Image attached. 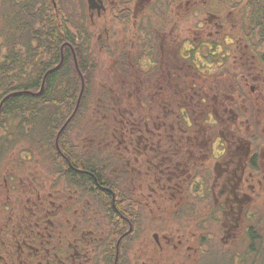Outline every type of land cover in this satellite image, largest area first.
I'll return each mask as SVG.
<instances>
[{"label":"flooded vegetation","instance_id":"obj_1","mask_svg":"<svg viewBox=\"0 0 264 264\" xmlns=\"http://www.w3.org/2000/svg\"><path fill=\"white\" fill-rule=\"evenodd\" d=\"M77 3L112 83L0 136V264H264L261 31L252 52L228 0Z\"/></svg>","mask_w":264,"mask_h":264},{"label":"trees","instance_id":"obj_2","mask_svg":"<svg viewBox=\"0 0 264 264\" xmlns=\"http://www.w3.org/2000/svg\"><path fill=\"white\" fill-rule=\"evenodd\" d=\"M228 2L240 14L239 22H241L244 35L248 37V42L252 46L251 50L254 52L253 46L256 43L254 37L259 35L258 30L261 31L260 36H264V0H228ZM24 7L26 8V5ZM50 12L49 3L46 0L37 12L38 19L42 21V24L44 23L43 27L40 28H32L26 22L18 27L17 19L11 11H9L10 16L5 18L4 28L0 31V35L5 37L4 63L0 65V102L6 95L15 91H39L44 74L51 66L58 63L61 46L65 40H69L74 46L78 62L81 54H85L84 62L82 64L79 62V68L85 78V90L78 110L80 113L87 101L97 95V78L101 77L102 81L106 78V84H111L112 81L102 72L97 76L95 60L86 55L93 51L91 48L92 37L88 32H86L83 45H80L77 42V34L68 25L71 18H62V23L59 26L53 11L50 18ZM48 16L51 22L48 21ZM18 35H27L35 39V43L17 41L14 38ZM48 44L51 45V49L48 48ZM48 52L52 53V56H47ZM64 54L63 64L48 75L45 89L41 94L18 93L6 99L0 112V136L3 132L5 134L11 132L13 123H16L13 128L17 133L15 137L18 139H23V135L26 133H45L50 131L49 129L54 125L58 126L67 116L66 113L73 111L81 88V78L73 64L72 50L66 46ZM62 78L71 88L62 93L51 91L53 83ZM100 96L102 99H111L109 92L105 93L103 90L100 91ZM124 98L125 96H122V99ZM50 100L70 102L67 106V112L60 114L59 111H51L47 104ZM58 116L62 118L61 121L59 119L58 121L52 120L53 117L57 118Z\"/></svg>","mask_w":264,"mask_h":264},{"label":"rangeland","instance_id":"obj_3","mask_svg":"<svg viewBox=\"0 0 264 264\" xmlns=\"http://www.w3.org/2000/svg\"><path fill=\"white\" fill-rule=\"evenodd\" d=\"M15 1H18V0H15ZM49 1V0H48ZM58 1L59 3V6L61 7L60 8V11L62 10V17L64 18H67V17H72L73 20H72V25H75V26H78L80 25V22H79V19H80V11H82V13H84V9H81L78 4H77V0H56ZM68 2H69V5H68ZM11 0H4V8H2V10H5L9 7V5H11ZM50 3V2H49ZM73 4H76L74 7H73ZM41 8V4H38L37 6V9H40ZM51 13L53 11V13L55 14L56 13V9L55 7H53V5L51 6ZM36 12H33L32 15H35ZM0 15H2V12L0 13ZM57 17V16H56ZM28 19L30 20V23H31V27L33 28V26H37L38 24V21L35 22L31 17H28Z\"/></svg>","mask_w":264,"mask_h":264},{"label":"water","instance_id":"obj_4","mask_svg":"<svg viewBox=\"0 0 264 264\" xmlns=\"http://www.w3.org/2000/svg\"><path fill=\"white\" fill-rule=\"evenodd\" d=\"M92 1H93V0H88V2L90 3V8L93 7V5H92ZM76 62H77V60H76ZM77 67H78V66H77ZM48 73H49V71H48V72L46 73V75L44 76L41 90H40L38 93H35V94H40V93L43 91V89H44V84H45V79H46V76H47ZM79 73H80V75H82V74H81V71H79ZM83 90H84V78L82 77V89H81V92H80V95H79L78 102H79L80 99H81V96H82V94H83ZM23 92L33 93V92H30V91H23ZM8 96H10V95H8ZM8 96H7V97H8ZM7 97H5V98L2 100V102L0 103V110H1V106H2L3 102L5 101V99H6ZM73 114H74V113H73ZM73 114H72V116H73Z\"/></svg>","mask_w":264,"mask_h":264},{"label":"bare ground","instance_id":"obj_5","mask_svg":"<svg viewBox=\"0 0 264 264\" xmlns=\"http://www.w3.org/2000/svg\"><path fill=\"white\" fill-rule=\"evenodd\" d=\"M58 60V59H57ZM59 62V61H58Z\"/></svg>","mask_w":264,"mask_h":264}]
</instances>
